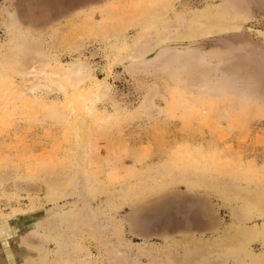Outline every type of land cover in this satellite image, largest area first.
Wrapping results in <instances>:
<instances>
[{"label": "rangeland", "instance_id": "374dc122", "mask_svg": "<svg viewBox=\"0 0 264 264\" xmlns=\"http://www.w3.org/2000/svg\"><path fill=\"white\" fill-rule=\"evenodd\" d=\"M209 9L241 27L185 38ZM14 35L40 45L55 82L33 98L0 67V264H235L219 244L264 231V212L244 217L264 197V3L0 0V51ZM124 43L136 46L116 59Z\"/></svg>", "mask_w": 264, "mask_h": 264}, {"label": "bare ground", "instance_id": "6f19581e", "mask_svg": "<svg viewBox=\"0 0 264 264\" xmlns=\"http://www.w3.org/2000/svg\"><path fill=\"white\" fill-rule=\"evenodd\" d=\"M262 3H264V0H261ZM9 14V11H7ZM242 13V12H241ZM230 14L227 11H220L219 14H217V12L215 10H206L202 13V15H196L193 17V21L189 24V26L187 27V33L184 34L185 38H199L202 36H206L209 34L213 33H218V32H222L224 30H227L228 28H240L241 24L240 22L235 21L233 19H231V17H229ZM8 17V16H7ZM230 18V19H229ZM164 19V18H163ZM223 19L225 21V24L223 23ZM22 20V19H21ZM27 20V19H26ZM30 20V19H29ZM20 21V20H19ZM163 21V20H161ZM165 21V20H164ZM11 24H10V28H14L16 27L15 23L13 22V20H10ZM16 22V21H15ZM24 22V21H22ZM227 22V23H226ZM231 23V24H229ZM23 25V24H22ZM20 26V25H19ZM27 26V25H26ZM59 26V25H58ZM165 26V25H164ZM21 27V26H20ZM155 27V26H154ZM66 28V27H65ZM143 28L141 30V32H139V34L137 35V37L133 40L134 43H139L141 42L146 36H147V32L146 29ZM35 30V29H34ZM24 31V29H23ZM22 32V31H21ZM35 33L32 35H29V39L33 38L34 40H36L35 38L38 35V31H34ZM33 33V32H32ZM44 34V33H43ZM10 37V36H9ZM164 37V33L163 34H157L156 39L158 41H160V39H162ZM23 40L18 41V37L16 35H14L13 37H11V39L9 41L6 42L4 49L0 51V67H1V75L3 76V78L6 77H11L12 75H19L22 76V80L24 78V87L22 92L25 93L26 95H29L31 97H33V88H35V86L37 85H47L48 84H52L53 82H55L54 80H52L53 75L50 72H47L46 67L48 66V60L49 58H44L43 56H41L42 54H40L38 52V50L40 49V45H36V44H31L29 45L28 43L30 42L28 40V38L26 37H22ZM180 38V37H179ZM33 41V40H32ZM35 43V42H33ZM221 43L223 44L224 47L227 48H233V43L232 41H230L229 39H221ZM120 45V44H119ZM114 46V45H113ZM136 45H131L128 43H124L119 49H118V53L116 50V59H120V57L126 52H128V50H131V47H134ZM56 48V47H55ZM136 52H140L141 49H139L138 47H136ZM147 46H143L142 50L143 52H145ZM148 50V49H147ZM96 51V50H95ZM132 51V50H131ZM137 52V53H138ZM185 52V51H183ZM181 53V52H180ZM186 53V52H185ZM32 54L34 55V57L32 56ZM97 54V52L95 53ZM139 54V53H138ZM94 55V54H93ZM129 55V54H128ZM140 55V54H139ZM184 56V55H183ZM191 56V55H189ZM195 56V55H194ZM185 57V56H184ZM138 58V57H137ZM167 58V57H165ZM195 58V57H194ZM193 58V59H194ZM198 60V59H197ZM120 61V60H118ZM50 62V61H49ZM121 62V61H120ZM193 62V61H192ZM162 63V62H161ZM167 63V62H165ZM186 63V62H185ZM191 63V62H189ZM112 64V63H110ZM158 64V63H157ZM153 67V66H152ZM190 67V66H189ZM63 68V67H62ZM46 69V70H45ZM59 69V68H58ZM65 70V78L68 80L69 83L71 84H77L79 82V80L83 77V75L81 74V71L78 67L74 66V65H70L67 66L65 68H63ZM151 69V68H150ZM186 69V68H185ZM196 69V68H195ZM202 69V68H201ZM154 70V69H153ZM203 70V69H202ZM147 71V69H146ZM145 71V72H146ZM159 71V70H157ZM185 71V70H184ZM193 72V71H192ZM204 72V71H202ZM55 73V72H54ZM64 73V72H63ZM86 73V72H85ZM147 73V72H146ZM145 73V74H146ZM195 73V72H194ZM88 74V73H86ZM159 74V73H157ZM196 74V73H195ZM203 74V73H201ZM207 74V73H206ZM58 75V74H57ZM149 75V74H147ZM56 76V75H55ZM59 76V75H58ZM57 76V77H58ZM158 76V75H157ZM197 76V75H196ZM64 77V76H63ZM188 77V76H187ZM64 78V79H65ZM165 78V77H164ZM163 78V79H164ZM193 78H195L193 76ZM59 79V78H58ZM63 79V78H62ZM94 79V78H93ZM168 79V78H167ZM190 79V78H189ZM90 80V79H89ZM92 80V79H91ZM159 80V79H158ZM161 80V79H160ZM192 80V79H191ZM199 80V79H198ZM201 80V79H200ZM84 81V80H83ZM10 82V81H9ZM187 82V80H186ZM195 83V82H194ZM197 83V82H196ZM62 84V83H61ZM22 85V84H21ZM79 85V83L77 84ZM97 90L96 92H94V94L89 97V98H85L86 101H90L93 100V98L96 95H100L105 93L106 90V84H104L103 82L98 84L97 83ZM195 85V84H194ZM46 86V87H47ZM60 86V85H59ZM160 86V85H159ZM158 86V87H159ZM61 87V86H60ZM199 87V86H197ZM202 87V86H201ZM49 88V87H48ZM64 89V88H63ZM161 89V88H160ZM192 89V88H191ZM14 90V89H13ZM190 90V89H189ZM197 90V89H196ZM16 91V90H15ZM91 91V90H90ZM194 91V90H193ZM21 93V92H20ZM22 93V95H23ZM195 93V92H193ZM91 95V93H90ZM78 97V96H77ZM34 98V97H33ZM152 100V99H151ZM150 101V103H152ZM89 102V103H90ZM149 104V103H148ZM70 105V104H69ZM73 106V104H71ZM87 110L89 112V114L95 112L93 110V106L90 107V104H87ZM150 105V104H149ZM148 105V107H150ZM82 107V106H81ZM98 110V109H97ZM151 110V109H150ZM108 116V115H107ZM82 117V116H81ZM77 118V117H76ZM85 119L84 117H82L80 120L77 121L76 124V128H77V132L79 133V136L81 137L82 140V145H84L85 140H86V135H87V124L85 125V121L83 120ZM79 138V137H78ZM88 143V142H87ZM86 147V146H85ZM79 148V147H78ZM82 164V163H81ZM76 169V168H75ZM77 170V169H76ZM78 171V170H77ZM79 172V171H78ZM75 174V173H74ZM62 180V179H61ZM63 181V180H62ZM65 181V180H64ZM4 182V181H3ZM60 182V181H59ZM67 182V181H66ZM73 182V181H72ZM232 182V181H231ZM54 184V183H53ZM62 184H64L62 182ZM61 184V185H62ZM68 184V183H67ZM67 184L65 185V188H68L69 186H67ZM232 184V183H231ZM51 185V184H49ZM227 185V184H226ZM236 185V184H235ZM225 186V184H224ZM233 186V185H232ZM231 186V187H232ZM241 186V185H240ZM237 186V187H240ZM227 188V187H226ZM219 189V188H218ZM217 189V190H218ZM223 189V188H222ZM228 189V188H227ZM53 193H51L50 195L47 196L48 200L50 202H56L59 201L61 199V196H59V186H55L53 187ZM248 190V189H247ZM220 191V190H219ZM253 191V190H252ZM222 192V191H221ZM244 193H246L244 191ZM257 193V192H256ZM243 194V193H242ZM246 194H249L248 192ZM258 194V193H257ZM252 195V194H251ZM250 195V196H251ZM255 195V193H254ZM257 196V195H256ZM256 196H252L251 199H249L247 202H245V208H244V217L249 220L253 218L254 215V211H257L259 213L264 212V197H259L256 198ZM65 197V196H64ZM45 199V198H44ZM77 210V209H76ZM211 210V209H210ZM21 211V210H20ZM25 212V211H24ZM89 213V212H88ZM255 218V217H254ZM66 219V218H65ZM255 220V219H254ZM51 221V220H50ZM66 221V220H65ZM48 222V221H47ZM49 223V222H48ZM45 224V223H44ZM38 225V224H37ZM40 225V223H39ZM48 225V224H47ZM36 226V225H35ZM41 226V225H40ZM39 226V227H40ZM67 231H71L72 227H70L69 224H67ZM43 227V226H42ZM41 227V228H42ZM47 228V227H46ZM32 230V229H31ZM36 231V230H35ZM241 232V233H240ZM37 233V232H35ZM42 233V232H40ZM29 236V235H28ZM40 236V235H39ZM262 236L264 238V231L262 233H258V231L256 229H253L252 227H246L243 228L241 231L239 230L238 232V237H234L231 242H223L222 244H219L218 246V251L219 253L217 254L218 259L222 257V254L226 253L229 258L233 259L235 264H264V253H252L248 251V245L256 238ZM34 237V236H33ZM60 239V238H59ZM32 242L36 244V240L32 239ZM36 246V245H35ZM34 247V246H33ZM225 257V256H224ZM217 259V260H218ZM247 259L249 260L248 263H246ZM201 260H203V258H201ZM44 262V261H43ZM202 261H200L201 264ZM228 262V261H227Z\"/></svg>", "mask_w": 264, "mask_h": 264}]
</instances>
